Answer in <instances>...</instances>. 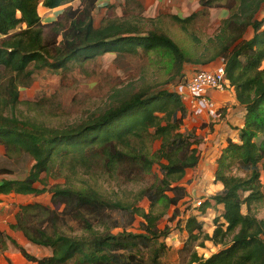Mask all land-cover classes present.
Listing matches in <instances>:
<instances>
[{
    "label": "trees",
    "instance_id": "16d2710c",
    "mask_svg": "<svg viewBox=\"0 0 264 264\" xmlns=\"http://www.w3.org/2000/svg\"><path fill=\"white\" fill-rule=\"evenodd\" d=\"M73 1L0 0V143L7 155L28 154L33 161L25 178L0 181V195L43 193L37 184L55 166L64 177L52 187L54 207L35 200L19 204L11 225L51 254L36 257L6 238L36 264H164L171 228L160 222L185 200L183 180L201 157L196 131L183 130L184 101L162 86L181 78L187 64L223 58L226 79L247 113L240 142L230 139L217 160L215 181L223 189L211 200L222 212L211 235L197 215L182 219L175 209L170 220L183 223L184 249L201 236L222 248L209 257L190 250L187 264H264V219L253 210L264 200V17H258L264 0H201L203 9L187 17H147L141 2L126 0L137 13L107 16L100 25L94 17L99 0H81L51 23L42 22L41 4L54 9ZM210 8L229 12L213 34L199 28ZM168 22L188 38L192 51L165 29ZM110 52L154 54L155 70L136 89L115 88L112 104L80 122L58 127L19 116L20 92L38 70L83 67ZM210 206L207 201L201 208ZM4 234L0 240L7 247Z\"/></svg>",
    "mask_w": 264,
    "mask_h": 264
},
{
    "label": "rangeland",
    "instance_id": "374dc122",
    "mask_svg": "<svg viewBox=\"0 0 264 264\" xmlns=\"http://www.w3.org/2000/svg\"><path fill=\"white\" fill-rule=\"evenodd\" d=\"M80 1L81 0H75L70 3V5L78 7ZM114 2L115 1L112 0L105 5L107 0L101 1L103 6H99L94 14L96 25H100L102 19L107 16H123L136 12L133 10L131 11V9L129 10L126 6V2L124 5L119 4L118 0ZM66 7L67 5L63 6L62 9L64 10ZM62 9L46 10L40 5L39 13L42 21L50 19L56 20L61 14V11H63ZM158 14H169V12L146 11L143 6V15L147 17H157L159 16ZM258 17L260 19L264 17V8L258 14ZM220 23L221 20L211 16V10H209L208 17L201 19L199 22V28L203 33L213 34ZM165 29L179 40L185 49L192 51L191 42L176 26H172L171 23L168 22L165 25ZM252 36L253 31L251 29L247 34V38ZM151 55L152 56L147 57L141 54L134 57L118 52H110L91 63H87L83 67L74 65L69 70L59 72L49 69L38 70L34 74L32 85L27 88H22L20 92L21 104L18 108V114L19 116L23 115L24 117L28 116L41 119L43 122H46L47 125L58 127L65 125L67 121L71 123L80 122L90 113L103 110L106 106L112 104L113 91L115 88L131 86V90L136 89L143 76L148 77V75H151L155 70L154 61L156 60L155 55ZM198 66L203 67L201 65ZM194 67L196 66H193V64H187L181 78L167 83L162 86V88L167 91L182 93V87L185 81L197 71V68H199ZM224 105L225 108L216 103V114L210 115L204 111L200 114L196 113L190 103L185 102L188 113L184 121L183 130H195L198 138H200L198 148L201 157V169L194 168L189 171L188 177L186 176V180L188 179L186 184L188 195L185 200L180 202L177 208L173 207L169 215L165 216L160 222V227L163 228L168 225L171 228L169 236L164 239L168 246L166 253L162 257L164 264H187L190 259V250H196L199 255L209 257L222 249L221 246H216L209 240L203 241L202 236L198 240L193 241L189 249H184L188 241V236L187 233L181 230L183 223L181 222L179 225L176 220L171 221L170 219L174 211H176L175 209H177L182 219H186L191 215H197L199 219L204 221L205 233L211 235L214 231L215 218L220 215L222 208L214 204L211 197L219 193L223 188H221L220 183L213 181V170H215L217 164L216 160L213 162L208 156L216 157L220 155L219 151L221 150L220 145L222 142L219 141L225 138L223 125L227 124V122H223H225L227 110L230 109L228 104ZM203 114H207L210 117L209 120L206 121L204 118H201ZM220 123H222L221 126L219 125ZM210 134L211 136L214 134V138L205 137V135ZM212 139L218 140V145L215 146L213 150H210L207 142ZM32 164L33 161L28 154L17 157L7 155L4 145L0 143V171H8L0 172V181L25 178ZM58 173V167L55 166L51 174H43V177L46 178L44 182L38 183L37 187L45 191L41 194H36L34 197H28V201L20 202V200L23 199H17L15 194L4 195L0 198V202H3L0 203L1 232L7 233L6 229L8 230V228L13 230L11 225L16 222L15 217L19 204L29 203L35 200L54 207L52 203V187L57 183L64 182V177L61 176V174L57 176ZM262 179L264 183V176ZM101 182H103L106 187H112L113 185L104 178L101 179ZM207 201H210L212 206L204 209L201 208ZM142 205L148 208L149 201L144 200ZM253 210L259 218L264 219V200L254 205ZM138 226L139 224L137 223L133 229L137 230ZM6 233L4 234V241L7 247H3V243L0 240V264H30L29 262L31 261H27L18 250L19 248L6 238ZM202 241L204 242L203 246H201ZM24 247L30 254L36 257H45L51 254V248L49 247L34 244H26Z\"/></svg>",
    "mask_w": 264,
    "mask_h": 264
},
{
    "label": "crops",
    "instance_id": "0c3cea01",
    "mask_svg": "<svg viewBox=\"0 0 264 264\" xmlns=\"http://www.w3.org/2000/svg\"><path fill=\"white\" fill-rule=\"evenodd\" d=\"M101 1L102 0H99V2H98L99 6H103V4H101ZM109 1H112V0H107V3L105 5H107ZM114 1L116 2L117 0H114ZM118 1H119V4H122V5H124L125 2H126V0H118ZM138 1L142 3V5L144 6L146 11L147 10H151V11H154V12L161 11L163 13L169 12V14H176V15H179L181 17L190 16L191 14H193L195 12H199V11H201L203 9V6L201 5V2H200L201 0H138ZM66 5L67 6L70 5V3L66 4ZM66 5H63V6H66ZM63 6L57 7V8H54V9H48V8H45L44 6L43 7L46 10L47 9L48 10H57V9H62ZM210 10H211V16L217 17L218 20L225 19L229 15V12H228V10L226 8H210ZM53 20L54 19H50V20L42 21V22L43 23H45V22L46 23H51ZM218 63H219V60L217 59L216 61H213L210 64L201 65L203 67H199L198 65H193V66L199 67V68L196 69L198 71V69L199 70L200 69H213V68H215V66L218 65ZM196 67H194V68H196ZM210 96L218 105L222 106L223 108H225L224 104H228L230 106V109L227 110L225 122H223V123L227 122V124L223 125V128L225 130V138L221 139L219 141V142H222V144L220 145L221 150L219 151V154L221 155L223 148H225L227 146L228 141L230 139H232L235 142H240V129L245 125V118H246L247 110H246V107L244 105H241L238 102L234 87L232 89H228V90H224V91L213 90V91L210 92ZM201 118H204V120L207 121V120H209L210 117L207 114H203L201 116ZM219 125L221 126L222 123H220ZM221 136H223V135H221ZM205 137L214 138V134H213V136H211V134L210 135H205ZM207 143L209 144L210 150L211 149L213 150L214 147L218 145V140L212 139L211 141H208ZM219 156L217 158L213 157V156H208L213 162H214V160H216V164H217V167L215 168V170H213V172H214L213 181H215V173H216V170L218 168L217 160H218ZM200 165H201V160H200L199 164L195 168H200L201 169ZM193 169L194 168L189 169L188 172H187V175H189L188 174L189 171L193 170ZM187 177H185L184 180H183V185H185L186 187H187L186 184H187V181H188V179L186 180ZM216 183H220L221 188H223V184L221 182H216ZM3 196L4 195H0V198L3 197ZM28 197L31 198V196H27V197H18V196H16L17 199H23V200H20V202L28 201V199H29ZM0 203H3V202H0ZM6 231H7V233L5 232L6 234H8V235L12 236L14 239H16L23 247L26 244H32L31 242H29L24 237L22 232L15 231V230L13 231L10 228H8V230L6 229ZM10 242H11V240H10ZM51 252H52V250H51ZM21 254H22V252H21ZM27 261H30V260L27 259ZM29 263L30 264H36L33 261H31Z\"/></svg>",
    "mask_w": 264,
    "mask_h": 264
},
{
    "label": "built area",
    "instance_id": "2783aa9c",
    "mask_svg": "<svg viewBox=\"0 0 264 264\" xmlns=\"http://www.w3.org/2000/svg\"><path fill=\"white\" fill-rule=\"evenodd\" d=\"M233 88L226 79V61L221 58L213 69H200L194 72L178 93L184 103L189 102L196 113L206 112L216 114V102L211 98L213 90H228ZM215 112V113H214Z\"/></svg>",
    "mask_w": 264,
    "mask_h": 264
}]
</instances>
